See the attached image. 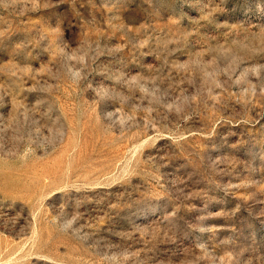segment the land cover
Instances as JSON below:
<instances>
[{
    "label": "rangeland",
    "instance_id": "obj_1",
    "mask_svg": "<svg viewBox=\"0 0 264 264\" xmlns=\"http://www.w3.org/2000/svg\"><path fill=\"white\" fill-rule=\"evenodd\" d=\"M0 264H264V0H0Z\"/></svg>",
    "mask_w": 264,
    "mask_h": 264
}]
</instances>
